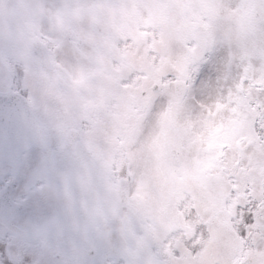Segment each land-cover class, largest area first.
<instances>
[{"label":"rangeland","instance_id":"obj_1","mask_svg":"<svg viewBox=\"0 0 264 264\" xmlns=\"http://www.w3.org/2000/svg\"><path fill=\"white\" fill-rule=\"evenodd\" d=\"M263 7L264 0H0L2 52L25 59L34 94L60 96L68 83L65 79L82 80L89 86H84L85 100H94L96 58L101 55L106 62L124 40L129 42L133 75L141 77V82L149 81L139 89L135 82L128 103L144 90L154 96L148 116L129 136L126 147L129 206L116 215H103L100 246L110 264H244L253 257L255 264H264V258L255 253L259 234L250 232L247 243L252 247H247L224 203L230 198L234 208L260 201L254 227H261L264 137L252 121L259 115L256 94L264 87ZM97 23L104 33L96 32ZM197 24L207 27L209 47L215 45L223 57L221 73L227 75L225 67L231 63L232 78L244 79L237 76L238 71L246 77L234 92L223 85V102L216 88L203 94L198 91L197 100L204 102V108L194 107L187 94L178 98L174 84L184 81L191 64V33ZM70 25L83 39L81 50L58 32L59 27ZM33 38L54 44L56 74L35 72L29 48ZM149 69L155 73L146 79ZM159 80L158 91L151 92ZM9 83V68L0 57V92L7 91ZM118 128L110 123L106 136L115 140L120 136ZM172 151L178 152L177 163ZM60 178L61 174L58 182ZM57 184L51 190L61 194ZM138 221L149 228L147 234ZM203 229L212 232L211 241L198 239ZM193 242L205 246L200 256L192 254ZM158 244L180 245L181 258L160 259L152 252Z\"/></svg>","mask_w":264,"mask_h":264},{"label":"flooded vegetation","instance_id":"obj_2","mask_svg":"<svg viewBox=\"0 0 264 264\" xmlns=\"http://www.w3.org/2000/svg\"><path fill=\"white\" fill-rule=\"evenodd\" d=\"M261 10L264 13V7ZM63 37H70L69 33ZM44 43L48 56L30 50V62L35 72L56 74V48L49 40ZM128 45L126 40L119 41L106 62L101 55L96 58L92 73L96 92L94 100H85L82 80L75 83L65 79L69 84H64L60 96L34 94L29 87L30 73L25 59L0 50L1 60L10 71L6 92L21 95L45 129L46 143L39 145L41 172L50 173L53 177L42 190L44 215L36 211L35 200L32 207H22L27 197L13 202L14 207L21 208L23 215L18 226H10L9 209H0V244L7 245L10 264H20L25 257L29 264H110L103 259L100 246L105 224L103 215H116L117 211L118 214L129 206L126 189L130 172L126 147L129 136L148 116L154 98L144 90L140 98L137 96L131 100L132 104H128L135 82L138 89L141 85H149V81L141 82V77L133 75ZM151 65L157 66L153 62ZM150 72L155 73L149 69L146 79L152 76ZM160 77L158 71L157 79ZM159 84L160 80L151 87V92H157ZM110 123L120 130V136L115 140L105 134ZM12 167L19 170L16 163ZM56 183L61 194L56 195L51 190ZM101 191L111 196H105ZM138 225L142 232L148 233L146 225L140 221ZM152 252L162 260L181 258L178 244L172 247L158 244Z\"/></svg>","mask_w":264,"mask_h":264},{"label":"snow or ice","instance_id":"obj_3","mask_svg":"<svg viewBox=\"0 0 264 264\" xmlns=\"http://www.w3.org/2000/svg\"><path fill=\"white\" fill-rule=\"evenodd\" d=\"M223 57L219 55L215 45L209 47L202 56L189 65L184 77V88L187 96L193 102L195 107L197 104L204 108L206 105L202 100H197V92L202 94L209 89H218V99L223 102L225 94L224 84H227L228 91L234 92L237 87L244 84L243 72L238 71L237 76L244 79L232 78L233 65L227 64L225 67V75L221 73L220 62ZM238 67V66H237ZM169 79L172 75L169 74ZM229 80L231 82L229 83ZM256 112L259 113L253 121V128L264 137V87L260 88V92L256 94ZM27 137V148H21L20 143ZM19 152L22 159L15 154ZM42 157L39 153V136L37 133L31 132L22 126L9 124L6 133L0 138V169H7L0 175V209H9L8 220L10 226H18L23 218L20 207H14L13 202L17 198H24V208L32 207V201L37 202L36 211L40 215H44V202L42 200V190L46 183L53 180L50 173L41 172ZM16 163L19 170H15L12 164ZM14 177V178H13ZM27 188V193L25 192ZM235 195L230 192V196ZM225 208L230 213L229 219L235 226L236 234L241 240L245 241L247 247L250 232L255 231L259 234V240L255 247V253L260 258H264V217L260 218V228L254 226L258 223V205L260 201L250 200L247 204H236L233 208L231 199L225 200ZM31 214V213H28ZM198 239L204 241L212 240V232L201 230L198 233ZM218 242V241H217ZM191 252L194 256H200L205 251V246L193 242ZM212 247H207V254L211 256ZM0 264H10L7 259V245L0 244ZM20 264H29V260L25 257ZM244 264H255V257L244 261Z\"/></svg>","mask_w":264,"mask_h":264},{"label":"water","instance_id":"obj_4","mask_svg":"<svg viewBox=\"0 0 264 264\" xmlns=\"http://www.w3.org/2000/svg\"><path fill=\"white\" fill-rule=\"evenodd\" d=\"M97 30H100L99 26H96ZM63 33L70 32L78 47L82 45L80 36L78 35L74 27L62 28ZM194 47L192 50V63L198 60L207 49L208 35L204 28L196 27L193 32ZM31 48L35 53L47 54V49L44 44L38 41H32ZM176 93L179 97H183L186 94L184 88V82H176ZM26 120H30V124H25ZM9 124H16L29 129L31 132L37 133L39 136V144L45 141V132L43 127L32 115L30 108L26 101L18 95L0 96V138L4 136ZM21 148H27V137L21 140ZM20 158L21 154L17 152L15 154ZM172 157L177 160L175 153H172Z\"/></svg>","mask_w":264,"mask_h":264}]
</instances>
